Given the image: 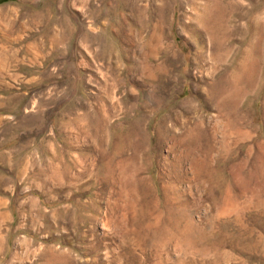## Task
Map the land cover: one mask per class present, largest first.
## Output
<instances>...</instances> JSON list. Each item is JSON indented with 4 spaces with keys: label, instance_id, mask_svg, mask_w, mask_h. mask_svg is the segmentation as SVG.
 <instances>
[{
    "label": "rangeland",
    "instance_id": "1",
    "mask_svg": "<svg viewBox=\"0 0 264 264\" xmlns=\"http://www.w3.org/2000/svg\"><path fill=\"white\" fill-rule=\"evenodd\" d=\"M0 264H264V0H0Z\"/></svg>",
    "mask_w": 264,
    "mask_h": 264
}]
</instances>
